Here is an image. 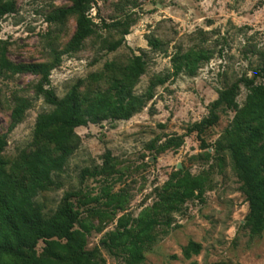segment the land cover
Listing matches in <instances>:
<instances>
[{
  "label": "rangeland",
  "instance_id": "374dc122",
  "mask_svg": "<svg viewBox=\"0 0 264 264\" xmlns=\"http://www.w3.org/2000/svg\"><path fill=\"white\" fill-rule=\"evenodd\" d=\"M13 2V12L0 17V48L13 64H52L54 52H60V62L50 73L59 97L74 86L81 96L108 89L111 78L121 74L112 73L105 63L125 67L138 54H143L146 66L132 91L143 94L150 85L154 91L153 98L129 119H106L75 128L76 148L63 169L53 174V184L37 197L44 212L53 213L66 192L77 193L71 201L90 225L87 248L96 247L105 264H128L120 247L106 244L118 219L138 217L153 207L164 187L179 176H199L201 195L180 204L171 213L169 227L153 230L156 241L138 264H264V228L254 233L246 225L248 202L229 152L215 151V142L235 112L220 110L218 122L201 136L186 132L208 114L220 89L241 76L251 77L260 64L264 0H92L88 13L98 26L74 52L65 49L78 13L49 20L73 0ZM101 21L125 25L106 29ZM125 28L129 33L122 46L108 52L105 43L119 39ZM149 38L158 39L159 46L151 48ZM189 48L207 49L211 58L193 75L175 74L172 57ZM39 79L31 72L6 71L0 76V136L7 141L3 156L8 167L39 147L58 153L57 145L34 132L37 115L52 110L36 95ZM248 93L241 83L236 97L240 107ZM22 97L31 105L11 127V112ZM177 135H185L181 146L161 148ZM189 241L199 243L201 249L184 258L182 248ZM43 246L39 241L38 253Z\"/></svg>",
  "mask_w": 264,
  "mask_h": 264
},
{
  "label": "trees",
  "instance_id": "16d2710c",
  "mask_svg": "<svg viewBox=\"0 0 264 264\" xmlns=\"http://www.w3.org/2000/svg\"><path fill=\"white\" fill-rule=\"evenodd\" d=\"M91 1L73 0L72 5L60 7L49 16L50 21H60L70 13H78L76 28L65 52L78 50L98 26L88 13ZM13 10V0H0V17ZM101 25L106 29H117L125 24L101 21ZM128 33L127 28L123 29L119 39L105 43V49L108 52L117 50ZM148 43L151 48H157L160 44L155 38H149ZM259 57L260 64L254 69L253 75L241 76L220 89L217 98L209 104L208 114L186 131L201 136L208 127L218 122L220 110L235 112L230 125L215 142V151L229 152L248 202L246 225L254 233L264 228V49L259 51ZM210 58L207 49L189 48L172 57L174 72L183 71L193 75L200 64ZM60 59L61 53L54 52L52 64L33 61L13 64L7 59L5 50L0 48V76L6 71L31 72L40 76L36 95L42 97L52 110L37 115L34 132L41 140L57 145L58 150L57 154H50L45 148L39 147L8 167L3 156L7 141L4 136H0V264H105L96 247L87 248L90 225L80 217L71 201L77 193L66 192L60 205L51 214L44 212L37 197L53 184V174L63 169L76 148V127L97 124L106 119H129L153 98V86L150 85L143 94L132 91L146 66L143 54H138L133 55L125 67H115L112 62L105 63L112 73L121 74L120 77L111 78L108 89L81 96L74 86L70 92L59 97L51 86L50 73ZM163 81L160 79V82ZM241 83L249 90L242 107L236 101ZM30 105L27 98L18 100L11 112V127L22 120ZM184 136L169 137L161 148H178L183 144ZM201 142L204 146L203 139ZM202 189L201 177L189 174L181 178L179 176L173 184L168 183L164 187V192L153 207L141 211L138 217H120L116 229L106 241L107 246L120 247L127 254L128 264L141 263L144 251L156 241L153 230L159 226L169 227L171 213L178 210L187 198L200 196ZM195 190H198L197 195ZM39 241H43L44 246L38 253ZM200 249L199 243L189 241L183 246L182 255L190 258Z\"/></svg>",
  "mask_w": 264,
  "mask_h": 264
}]
</instances>
